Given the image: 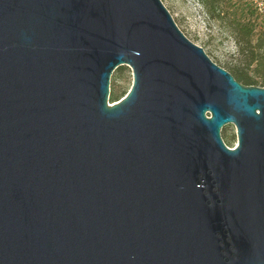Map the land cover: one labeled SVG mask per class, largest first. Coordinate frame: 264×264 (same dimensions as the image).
Wrapping results in <instances>:
<instances>
[{
	"label": "water",
	"instance_id": "obj_1",
	"mask_svg": "<svg viewBox=\"0 0 264 264\" xmlns=\"http://www.w3.org/2000/svg\"><path fill=\"white\" fill-rule=\"evenodd\" d=\"M0 264H264V87L162 0H0Z\"/></svg>",
	"mask_w": 264,
	"mask_h": 264
},
{
	"label": "rangeland",
	"instance_id": "obj_2",
	"mask_svg": "<svg viewBox=\"0 0 264 264\" xmlns=\"http://www.w3.org/2000/svg\"><path fill=\"white\" fill-rule=\"evenodd\" d=\"M162 1L185 35L194 43L203 47L214 62L223 67L228 63L237 61L239 45L231 34L226 20L214 18L200 0ZM243 2L254 6L251 0H241L240 3ZM233 4L228 5V7H234L235 4ZM258 11L260 16L257 19L260 22L264 17V11ZM255 17L256 15H253V18ZM259 29L260 25L257 27V31ZM132 84L133 71L127 65L119 66L111 75V92L123 93L125 96L131 89ZM110 103L112 104L113 102L110 100ZM224 128L229 137H232L233 134L236 135V139L230 143V147H236L238 140L235 125L228 124Z\"/></svg>",
	"mask_w": 264,
	"mask_h": 264
},
{
	"label": "trees",
	"instance_id": "obj_3",
	"mask_svg": "<svg viewBox=\"0 0 264 264\" xmlns=\"http://www.w3.org/2000/svg\"><path fill=\"white\" fill-rule=\"evenodd\" d=\"M200 1L214 18L227 21V26L239 45L237 61L223 67L242 84L264 87V17L259 22L258 9L247 3H240L241 0ZM230 4L234 7H228ZM253 15L256 17L253 18ZM259 25L260 29L257 31ZM122 97L123 93H110L111 102H116ZM223 139L231 146L230 143L236 139V135L229 137L223 128Z\"/></svg>",
	"mask_w": 264,
	"mask_h": 264
},
{
	"label": "built area",
	"instance_id": "obj_4",
	"mask_svg": "<svg viewBox=\"0 0 264 264\" xmlns=\"http://www.w3.org/2000/svg\"><path fill=\"white\" fill-rule=\"evenodd\" d=\"M252 4L260 11H264V0H251Z\"/></svg>",
	"mask_w": 264,
	"mask_h": 264
}]
</instances>
